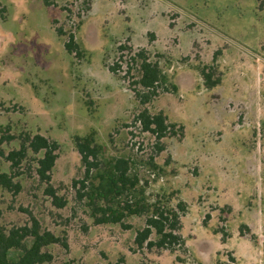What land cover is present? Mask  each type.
<instances>
[{
  "label": "rangeland",
  "instance_id": "rangeland-1",
  "mask_svg": "<svg viewBox=\"0 0 264 264\" xmlns=\"http://www.w3.org/2000/svg\"><path fill=\"white\" fill-rule=\"evenodd\" d=\"M139 51L175 93L159 88L138 102L131 58ZM203 66L215 67L219 85L203 87ZM143 109L182 126V137L157 141L137 122ZM25 133L59 143L51 184L66 205H51L33 169L22 175L23 159L13 169L20 191L0 188V225L32 215L65 236L67 248H47L54 264H264V0H0L2 172L11 174L5 157ZM73 137L129 159L151 201L171 194L173 205L186 203L184 244L138 251L144 217L93 224L73 187L83 177Z\"/></svg>",
  "mask_w": 264,
  "mask_h": 264
},
{
  "label": "trees",
  "instance_id": "trees-1",
  "mask_svg": "<svg viewBox=\"0 0 264 264\" xmlns=\"http://www.w3.org/2000/svg\"><path fill=\"white\" fill-rule=\"evenodd\" d=\"M58 32H60L58 30ZM61 34V33H60ZM64 48L72 54L77 50L73 35H69ZM123 50L125 47L120 46ZM142 51L137 52L132 59L138 73L132 81V91L138 102L145 105L157 95V90L163 88L166 92L175 93L177 88L168 83L156 61H150ZM117 65L109 67L116 72ZM215 67L203 66L199 73L205 89H211L220 84V77L213 79ZM169 88H168V86ZM137 122L145 132L150 133L157 141L170 136L183 135L182 126L167 121L166 116L157 112L150 114L147 109L141 110L136 116ZM178 127V132L174 129ZM73 143L80 156L83 177L73 181L78 199L85 200L88 216L95 225L119 224L124 227V221L130 217H144V225L137 230L134 245L138 251L143 248L151 250H170L171 252L184 244L180 235V217L186 212V203L179 200L171 203L173 195L165 198L157 195L152 201L147 197L141 179L129 159L123 157H107L102 145L90 137H73ZM162 148L160 147L159 150ZM60 145L55 140H49L42 135H19V148L10 151L5 159L10 162L11 174L0 170V188L18 193L21 189L15 177L21 173L13 169L20 166L23 159L29 161L26 177L31 176V170L39 183L43 184V195L50 199L51 205L63 208L66 200L58 196L51 184V171L58 157ZM30 161L32 163H30ZM148 165L157 169L152 161ZM30 174V176H29ZM154 234L155 239L150 236ZM65 236H55L52 232L42 229L39 221L32 215L29 222L21 226L5 228L0 225V264H54L53 255L47 250L49 246L60 245L67 248ZM176 247V248H175ZM172 248V249H171ZM123 264L120 259L115 263Z\"/></svg>",
  "mask_w": 264,
  "mask_h": 264
}]
</instances>
